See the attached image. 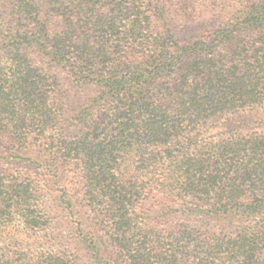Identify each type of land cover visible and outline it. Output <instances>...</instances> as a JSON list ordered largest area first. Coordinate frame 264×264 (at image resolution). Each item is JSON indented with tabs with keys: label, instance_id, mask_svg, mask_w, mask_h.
I'll list each match as a JSON object with an SVG mask.
<instances>
[{
	"label": "trees",
	"instance_id": "trees-1",
	"mask_svg": "<svg viewBox=\"0 0 264 264\" xmlns=\"http://www.w3.org/2000/svg\"><path fill=\"white\" fill-rule=\"evenodd\" d=\"M258 107L264 0H0V264H264Z\"/></svg>",
	"mask_w": 264,
	"mask_h": 264
},
{
	"label": "rangeland",
	"instance_id": "rangeland-1",
	"mask_svg": "<svg viewBox=\"0 0 264 264\" xmlns=\"http://www.w3.org/2000/svg\"><path fill=\"white\" fill-rule=\"evenodd\" d=\"M243 123L247 129H254V130L256 129L259 131L261 130L264 131V107H258L257 109L253 110L249 115H246L245 118H243ZM69 186H71L72 193H75L74 197H78L76 191L77 186H75L74 184H70ZM74 201H75L74 203L77 206V210H79L80 212H84L79 197L77 198V200L74 199ZM46 227L47 228H45V230L38 232L39 236L44 237L45 235L48 234L56 235L57 233L61 232L64 229L66 230L69 229V226L64 222V219H60L59 217H54ZM22 237H26V236H22ZM29 240L32 241V238H30Z\"/></svg>",
	"mask_w": 264,
	"mask_h": 264
}]
</instances>
